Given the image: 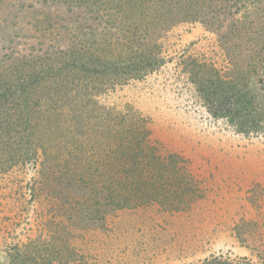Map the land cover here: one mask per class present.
I'll use <instances>...</instances> for the list:
<instances>
[{
  "label": "trees",
  "instance_id": "trees-1",
  "mask_svg": "<svg viewBox=\"0 0 264 264\" xmlns=\"http://www.w3.org/2000/svg\"><path fill=\"white\" fill-rule=\"evenodd\" d=\"M173 63L223 129L264 140V0H0L8 264H264V214L241 232L243 214L179 212L244 187L154 136L137 98L174 108Z\"/></svg>",
  "mask_w": 264,
  "mask_h": 264
},
{
  "label": "rangeland",
  "instance_id": "rangeland-1",
  "mask_svg": "<svg viewBox=\"0 0 264 264\" xmlns=\"http://www.w3.org/2000/svg\"><path fill=\"white\" fill-rule=\"evenodd\" d=\"M196 35L197 32L192 31L184 39L190 42ZM180 45V42H176L174 47ZM175 69V63H173L166 68L162 76L170 80L168 84L173 83L174 87L177 86V93H175L173 101L175 109L164 108V105L160 106L159 104L152 106L151 104L155 102H150L147 98L145 93L147 89L140 90L142 93H139L140 97L137 98L138 107L143 114L147 111L153 114L154 136L161 144L170 143V147L177 151H183L189 156L195 172L203 170L207 176L212 175L211 179L208 178V183L206 179V184L215 185L219 180L226 179L223 185L236 184L244 187L238 192L235 185V189L227 197L225 195L223 198L216 199L215 203L217 204L210 202L209 198L205 200L206 204L203 207H209L210 211L202 210L200 208L202 201H200L190 209L179 212H181L180 214H243L241 222L244 229L241 232H249L250 227L246 229L247 226L243 220L251 222L249 219L253 218V214L254 217L257 214H264V149L257 148L259 142V146L264 148V140L249 142L233 132L223 129L225 124L212 118L201 102H195L193 89L185 77L178 79L176 84L173 82L175 80L173 76L178 77ZM179 90L180 92H178ZM169 124L172 128L168 131V127L165 125ZM254 195L256 199L252 201ZM217 205H219V212ZM215 208L217 209L215 210ZM193 229L197 232L202 230L201 222L195 220ZM226 234L225 232L220 233L215 242L216 247L223 243H226L228 247L233 244L232 249L239 255L249 253L245 247L235 245ZM6 242L7 240L0 238V264L9 262V257L5 252ZM257 243L262 244L260 240Z\"/></svg>",
  "mask_w": 264,
  "mask_h": 264
}]
</instances>
